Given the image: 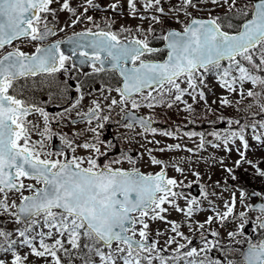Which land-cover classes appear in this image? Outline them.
<instances>
[{"label": "snow or ice", "instance_id": "1", "mask_svg": "<svg viewBox=\"0 0 264 264\" xmlns=\"http://www.w3.org/2000/svg\"><path fill=\"white\" fill-rule=\"evenodd\" d=\"M262 164L264 0H0V264H264Z\"/></svg>", "mask_w": 264, "mask_h": 264}, {"label": "rangeland", "instance_id": "2", "mask_svg": "<svg viewBox=\"0 0 264 264\" xmlns=\"http://www.w3.org/2000/svg\"><path fill=\"white\" fill-rule=\"evenodd\" d=\"M211 98V97H210ZM84 103H87V101H85ZM214 108H217L218 105H213ZM147 109H141V112H146ZM161 110L160 109H157V112H160ZM220 112L224 113L225 115H232L234 114V109L232 108H220L219 109ZM219 114V113H217ZM168 116L171 117V120H162V121H157L156 124H157V127H161V128H165V127H169L172 123V120H176V121H179L181 118L176 116L175 114V111H171L168 113ZM209 116L211 117L212 114H209ZM110 128L107 129V132H106V135H109V134H114V132L116 131L113 127L109 126ZM212 127H215V128H223V127H227V124L226 123H222V122H217L215 125H209L206 121H201V122H197L196 124H188L187 125V128L189 129H194V130H197V131H210ZM139 129H137L138 131ZM120 131H127L126 129H120ZM148 135H153L151 133H149ZM155 138L160 140L162 143L164 141H167L169 143H172V142H175L174 140H172L171 138H168V137H164L162 136L161 134L157 133L155 134ZM210 138V137H209ZM137 139L140 141V143H143L145 144L146 147H157L155 144H148L146 141H144L142 138H139L137 137ZM183 143H187L190 147L193 146L195 143H198L197 141V138L193 137L191 140H189L187 137H184L183 140H182ZM132 147L135 149L137 147V145L134 143L132 145ZM209 151H217V150H214V149H211L209 148ZM155 155L157 156H168V155H171V153H160V152H154ZM219 154H223V152H219ZM260 153H257V155H259ZM234 155V154H233ZM146 158V157H145ZM261 166H264V164H262ZM142 170L144 171H147L148 169L147 168H143L142 167ZM169 174H173L171 173V171L169 172ZM248 183V185L250 187H261V182L259 181V179L253 181L251 180V178L249 177L246 181ZM173 215H176V214H173ZM162 243V241H161Z\"/></svg>", "mask_w": 264, "mask_h": 264}, {"label": "flooded vegetation", "instance_id": "3", "mask_svg": "<svg viewBox=\"0 0 264 264\" xmlns=\"http://www.w3.org/2000/svg\"><path fill=\"white\" fill-rule=\"evenodd\" d=\"M58 36H59V34H58ZM64 48H65V50L67 49L66 47H64ZM78 71L88 72L89 71V68H88L87 65H84L80 69H78ZM38 95H40V98L41 99H47V96L44 95V94L38 93ZM85 99H87V98H85ZM48 108H49V111H55V110H57V108L54 105H51V104L48 105Z\"/></svg>", "mask_w": 264, "mask_h": 264}]
</instances>
